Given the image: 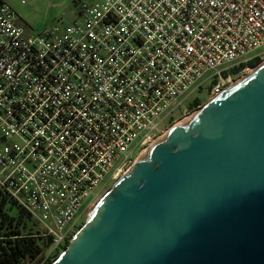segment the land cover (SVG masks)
<instances>
[{"label":"built area","instance_id":"1","mask_svg":"<svg viewBox=\"0 0 264 264\" xmlns=\"http://www.w3.org/2000/svg\"><path fill=\"white\" fill-rule=\"evenodd\" d=\"M78 5L64 29L29 35L0 2V188L50 240L46 258L160 139L161 124L193 114L190 94L219 93L225 71L264 56L245 57L264 45V0Z\"/></svg>","mask_w":264,"mask_h":264},{"label":"water","instance_id":"2","mask_svg":"<svg viewBox=\"0 0 264 264\" xmlns=\"http://www.w3.org/2000/svg\"><path fill=\"white\" fill-rule=\"evenodd\" d=\"M50 264H264V62L139 156Z\"/></svg>","mask_w":264,"mask_h":264},{"label":"trees","instance_id":"3","mask_svg":"<svg viewBox=\"0 0 264 264\" xmlns=\"http://www.w3.org/2000/svg\"><path fill=\"white\" fill-rule=\"evenodd\" d=\"M258 59L256 56L233 66L224 72V77L238 74ZM190 105L197 107L199 99L195 98ZM37 233L31 214L0 188V264H34L36 261L50 264L55 255L46 258L42 245L46 246L50 240L42 242Z\"/></svg>","mask_w":264,"mask_h":264},{"label":"rangeland","instance_id":"4","mask_svg":"<svg viewBox=\"0 0 264 264\" xmlns=\"http://www.w3.org/2000/svg\"><path fill=\"white\" fill-rule=\"evenodd\" d=\"M6 1L14 10L15 12L21 17L20 23L25 28V31L29 35L35 34V32L40 31L42 28H48L52 26L58 27L60 30L64 29L67 25L72 23V21L77 18L78 16V5H76L72 0H4ZM86 2H90L91 0H83ZM264 52V45L261 46L259 49L247 54L245 57H251L258 54H262ZM258 61L253 65H247L244 67L236 75H231L230 80L226 82V86L233 83L235 80L243 78L246 74L252 71L256 66L260 65L264 62V56L258 57ZM213 96L210 89L205 90L202 89L200 91H194L190 94L186 102H191L195 98L199 99V105L197 107L191 108L193 110V114L199 110L207 101ZM192 116V115H191ZM189 116V117H191ZM181 118L178 117L171 122H166L161 124L160 129L165 128V133H169L171 128L176 125V121H179ZM190 119V118H189ZM189 119H186L187 121ZM184 121V120H183ZM182 122V121H179ZM177 122V123H179ZM166 134V135H167ZM140 146L137 148L139 149ZM136 152L132 154V157H135ZM89 200L86 201V204L89 203ZM91 210H89L90 213ZM89 213L82 217L78 222L77 228L80 227L88 218ZM76 228V229H77ZM60 254L57 253L54 258H56ZM53 258V259H54ZM52 259V260H53ZM34 264H40V262H35Z\"/></svg>","mask_w":264,"mask_h":264},{"label":"bare ground","instance_id":"5","mask_svg":"<svg viewBox=\"0 0 264 264\" xmlns=\"http://www.w3.org/2000/svg\"><path fill=\"white\" fill-rule=\"evenodd\" d=\"M252 70H253V69H252ZM235 81H236V80H235ZM235 81H234V82H235ZM189 118H191V117L183 118V119L179 120V121H182V122L176 121V125H175V126H180V125L186 123V122H187L186 119H189ZM183 120H184V121H183ZM189 120H190V119H189ZM189 120H188V121H189ZM177 122H179V123H177ZM175 126H174V127H175ZM174 127H173V128H174ZM166 132H167V131H166ZM169 132H170V131H169ZM166 134H167V133H165L164 135H162V136L160 137V140L166 139V138L168 137L169 133H168L167 135H166ZM146 154H148V149H147V151H146L145 153H143L142 155L145 156ZM142 155H141V156H142Z\"/></svg>","mask_w":264,"mask_h":264},{"label":"crops","instance_id":"6","mask_svg":"<svg viewBox=\"0 0 264 264\" xmlns=\"http://www.w3.org/2000/svg\"><path fill=\"white\" fill-rule=\"evenodd\" d=\"M72 1H73L76 5H78V4H80V2H82L83 0H72ZM91 1H92V0H91ZM5 2H6V1H5ZM78 8H79V5H78ZM20 18H21V17H20ZM75 19H76V18H75ZM75 19H74V20H75ZM74 20H73V21H74ZM43 29H44V28H42L41 30H43ZM41 30H40V31H41ZM38 32H39V31H38ZM38 32H35V33H38Z\"/></svg>","mask_w":264,"mask_h":264}]
</instances>
